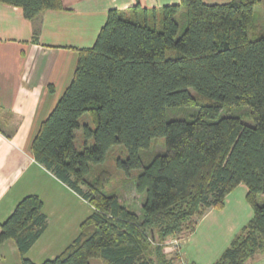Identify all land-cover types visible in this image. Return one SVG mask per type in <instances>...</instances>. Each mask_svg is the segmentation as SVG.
Instances as JSON below:
<instances>
[{
	"label": "trees",
	"instance_id": "trees-1",
	"mask_svg": "<svg viewBox=\"0 0 264 264\" xmlns=\"http://www.w3.org/2000/svg\"><path fill=\"white\" fill-rule=\"evenodd\" d=\"M258 1L179 0L158 10L107 11L93 45L78 50L72 80L31 145L34 161L91 207L77 236L40 264H89L91 258L101 264H178L179 255L172 257L166 243L191 235L198 220L222 207L240 184L253 216L214 264H246L264 254V29L254 17ZM0 3L21 8L28 20L63 10L61 0ZM84 114L93 129L80 123ZM80 129L94 139L82 151L75 147ZM160 139L163 151L154 150ZM116 146L126 151L115 167L122 185L131 182L143 198L139 213L121 202L104 168ZM46 228L42 200L27 195L0 222V245L13 241L20 264H36L26 255Z\"/></svg>",
	"mask_w": 264,
	"mask_h": 264
},
{
	"label": "crops",
	"instance_id": "crops-1",
	"mask_svg": "<svg viewBox=\"0 0 264 264\" xmlns=\"http://www.w3.org/2000/svg\"><path fill=\"white\" fill-rule=\"evenodd\" d=\"M203 1L209 4L206 0ZM222 1L227 3L231 0ZM61 2L63 10L44 11L34 20L26 19L21 8L0 3V222L27 195L40 197L43 208L46 197L56 199L64 192L82 199L34 161L31 145L40 124L71 82L78 50L88 48L95 42L109 9L127 10L138 6L147 11L158 10L163 6L176 4L179 0ZM242 185L237 187L244 188L242 190L247 192L246 186ZM212 212L209 209L198 220L195 231L181 241V256L189 263L203 264L199 257L190 253L187 245L192 244L196 249L194 237L203 233V228L218 223L217 218L211 215ZM48 226L47 219L45 232ZM211 230L213 228H209L204 235H208ZM5 246L17 250L11 240L2 243L0 248Z\"/></svg>",
	"mask_w": 264,
	"mask_h": 264
},
{
	"label": "rangeland",
	"instance_id": "rangeland-1",
	"mask_svg": "<svg viewBox=\"0 0 264 264\" xmlns=\"http://www.w3.org/2000/svg\"><path fill=\"white\" fill-rule=\"evenodd\" d=\"M206 2H209V4H215L223 3L225 1L206 0ZM254 17L257 24L264 29V0H259L256 3ZM157 21H159V18ZM157 29H160V22L157 24ZM173 55H175V52L166 53L167 57ZM80 123L87 124L92 129L94 128L87 114H84L80 118ZM75 137V147L78 151L83 150L85 142L88 146H91L94 143L92 137H85L82 129L76 131ZM152 148L157 151H163V140L160 139L157 143L153 142ZM125 157L126 151L123 147H113L107 155L104 168L110 172L112 185L120 195L121 202L125 206L133 208L139 213L143 198L141 200L140 195L135 192L134 186L131 182L126 183L125 186L122 185L121 182L123 177L115 168L117 165V159H124ZM242 187H245V185H242ZM242 189L244 188L236 187L226 197L227 200L225 199L222 207L211 209L213 211L211 215L217 218L218 223H213L206 229L203 228V233L199 235L197 234V236L194 237L193 242L197 244L196 249L192 247V244L187 245L190 253L199 257L203 264L214 263L222 252L230 245L234 236L253 216V210L245 199L246 192ZM45 201L46 204L43 211H45L44 213L48 219V229L41 237L38 244L28 255H26L27 258H32L33 262L36 264H40L43 261L54 258L60 254L77 236L79 224L91 213V207L85 200H79L76 196H71L69 192H64L62 195L60 194L56 199L55 197L54 199H48V197H46ZM64 201L65 203H63ZM202 227L203 225L200 226L199 230ZM226 227H230L231 229L228 230ZM209 228H213V230H211L208 235H204V233L208 232ZM173 239L176 238H172L168 242ZM10 248L9 246L0 248V264H20V256L17 250H14L12 247ZM182 248L184 249V244L182 245ZM166 251L171 253L172 257L175 256V253L172 250L166 249ZM184 252L187 253V251ZM89 264H101V262L96 258H91ZM246 264H264V254L255 255V257L249 259Z\"/></svg>",
	"mask_w": 264,
	"mask_h": 264
},
{
	"label": "built area",
	"instance_id": "built-area-1",
	"mask_svg": "<svg viewBox=\"0 0 264 264\" xmlns=\"http://www.w3.org/2000/svg\"><path fill=\"white\" fill-rule=\"evenodd\" d=\"M181 240L179 239H173L171 240L170 242H167L166 243V248L169 249V250H172L174 253L178 254L179 255V262L180 264H187L186 263V260L181 256Z\"/></svg>",
	"mask_w": 264,
	"mask_h": 264
}]
</instances>
